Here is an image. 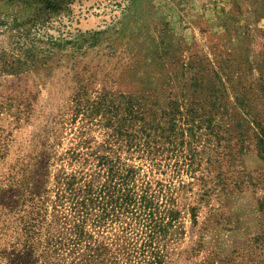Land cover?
<instances>
[{
    "label": "rangeland",
    "instance_id": "rangeland-1",
    "mask_svg": "<svg viewBox=\"0 0 264 264\" xmlns=\"http://www.w3.org/2000/svg\"><path fill=\"white\" fill-rule=\"evenodd\" d=\"M98 1L0 0V223L30 209L35 169L42 179L50 171L42 194L51 213L57 179L97 170L95 155L109 142L111 157L138 169L142 190L146 181L153 191L170 188L182 210L178 233L162 243L168 264H264L262 185L218 200L184 174L194 185L182 191L167 162L147 152L143 122L142 147L134 149L109 127L131 99L147 122L158 121L171 101L196 89L191 78L205 75L208 62L259 49L264 17L256 0H130L111 28L85 11ZM241 167L256 172L262 163L249 151Z\"/></svg>",
    "mask_w": 264,
    "mask_h": 264
},
{
    "label": "trees",
    "instance_id": "trees-1",
    "mask_svg": "<svg viewBox=\"0 0 264 264\" xmlns=\"http://www.w3.org/2000/svg\"><path fill=\"white\" fill-rule=\"evenodd\" d=\"M255 2L264 17V0ZM208 65L205 75L191 78L196 89L171 101L158 121L147 122L143 105L124 101L123 117L109 123L113 137L142 147L143 122L147 152L167 162L182 191L194 185L184 183V174L201 181L203 196L218 200L259 184L264 189V40L259 49L244 47ZM111 147L95 155L97 170L57 179L51 213V199L42 194L50 171L43 179L33 171L30 209L0 223V264H168L162 243L178 233L182 210L170 188L153 191L146 181L142 190L138 169L111 157ZM249 151L262 163L259 171L241 167ZM203 163L207 175L196 177ZM259 210L264 214V195ZM190 211L195 224L197 208Z\"/></svg>",
    "mask_w": 264,
    "mask_h": 264
},
{
    "label": "built area",
    "instance_id": "built-area-1",
    "mask_svg": "<svg viewBox=\"0 0 264 264\" xmlns=\"http://www.w3.org/2000/svg\"><path fill=\"white\" fill-rule=\"evenodd\" d=\"M130 0H99L85 11L100 28H111L119 23ZM90 19V18H89Z\"/></svg>",
    "mask_w": 264,
    "mask_h": 264
}]
</instances>
